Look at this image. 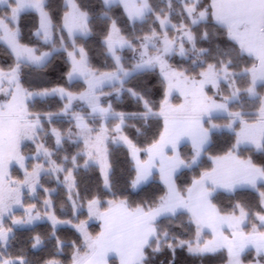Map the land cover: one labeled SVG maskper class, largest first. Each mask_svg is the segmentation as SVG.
Instances as JSON below:
<instances>
[{"label":"snow or ice","instance_id":"6c2138e0","mask_svg":"<svg viewBox=\"0 0 264 264\" xmlns=\"http://www.w3.org/2000/svg\"><path fill=\"white\" fill-rule=\"evenodd\" d=\"M0 56V264H264V0H0Z\"/></svg>","mask_w":264,"mask_h":264},{"label":"trees","instance_id":"16d2710c","mask_svg":"<svg viewBox=\"0 0 264 264\" xmlns=\"http://www.w3.org/2000/svg\"><path fill=\"white\" fill-rule=\"evenodd\" d=\"M93 55H94V53H93ZM4 59H5L4 57L0 56V64H2L4 62ZM52 78L55 79V76H53ZM191 175H192V173L189 172L188 176L190 177ZM52 186H55V185H52ZM144 195H145V193H141L140 196H136L134 198L138 200ZM91 230L95 232V231H98L99 229H98V226L95 225V226H92ZM37 231H41V232L47 231V225L38 226L37 227ZM61 237L64 238V239L71 240V239L75 238V235H74V233H73V231L71 229H67V230L61 232ZM46 256H47V252H43V253H39L37 258L46 257ZM69 256H70V249L66 250L63 253V255L58 257V258L62 259L65 262V264H67V259H68ZM161 259H164V257L162 256ZM178 261H179V264H192L191 260L187 258L186 253L182 254V255H179L178 256ZM197 264H199L198 261H197ZM212 264H220V262L216 261V260H213Z\"/></svg>","mask_w":264,"mask_h":264},{"label":"rangeland","instance_id":"374dc122","mask_svg":"<svg viewBox=\"0 0 264 264\" xmlns=\"http://www.w3.org/2000/svg\"><path fill=\"white\" fill-rule=\"evenodd\" d=\"M16 174H17V175H22V172H20L19 170H16ZM95 225H96V223L93 222V225H92V226H95Z\"/></svg>","mask_w":264,"mask_h":264}]
</instances>
